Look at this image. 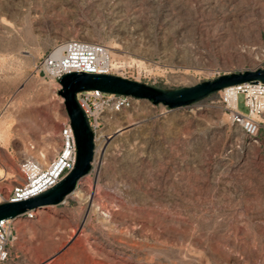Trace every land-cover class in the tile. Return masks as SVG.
<instances>
[{
  "label": "rangeland",
  "instance_id": "374dc122",
  "mask_svg": "<svg viewBox=\"0 0 264 264\" xmlns=\"http://www.w3.org/2000/svg\"><path fill=\"white\" fill-rule=\"evenodd\" d=\"M72 40L107 48L113 75L192 87L264 69V0H0V204L26 161L62 151L69 118L42 64ZM221 95L108 117L90 174L15 220L4 264H264V121L247 135Z\"/></svg>",
  "mask_w": 264,
  "mask_h": 264
},
{
  "label": "built area",
  "instance_id": "2783aa9c",
  "mask_svg": "<svg viewBox=\"0 0 264 264\" xmlns=\"http://www.w3.org/2000/svg\"><path fill=\"white\" fill-rule=\"evenodd\" d=\"M58 47L62 49L61 55L56 57L53 55L55 52L53 51L42 64L55 82L72 72L111 74V56L103 45L72 40ZM220 94H222V103L227 106L237 125L242 126L247 135L256 136L261 122L264 121V84L244 83L227 88ZM241 95L244 96V103L249 110L246 114H242L239 110L238 98ZM78 101L86 113L95 136L102 131L108 117L123 113L125 110L133 108L135 103L140 102L132 97L105 94L101 91L79 94ZM61 138L62 151L48 167L43 168L32 160L24 163L23 173L27 177L24 181L25 184L15 186L8 201L21 202L40 196L43 192L58 185L74 168L76 142L69 121L62 129ZM14 226L15 220L13 219L0 222V264H4L8 260L9 244L16 233Z\"/></svg>",
  "mask_w": 264,
  "mask_h": 264
},
{
  "label": "water",
  "instance_id": "95a60500",
  "mask_svg": "<svg viewBox=\"0 0 264 264\" xmlns=\"http://www.w3.org/2000/svg\"><path fill=\"white\" fill-rule=\"evenodd\" d=\"M58 83L61 87L59 94L64 100V107L76 142L75 166L58 185L43 192L42 195L21 202L8 201L0 204V222L8 219L16 220L29 210L59 205L68 196L74 194L78 182L86 178L92 171L95 159V134L85 111L79 104V94L101 91L105 94L147 101L155 107L161 105L170 110H175L191 107L193 104L209 99L210 96L223 92L230 87L244 83L264 84V69L259 68L257 71L229 74L192 87L175 90L156 88L143 82L139 83L113 74L72 72L61 77Z\"/></svg>",
  "mask_w": 264,
  "mask_h": 264
},
{
  "label": "bare ground",
  "instance_id": "6f19581e",
  "mask_svg": "<svg viewBox=\"0 0 264 264\" xmlns=\"http://www.w3.org/2000/svg\"><path fill=\"white\" fill-rule=\"evenodd\" d=\"M92 1V0H91ZM115 18V17H114ZM134 19V18H133ZM166 20V19H165ZM111 21V20H110ZM163 21V20H162ZM166 22V21H165ZM113 23V22H112ZM122 23V22H121ZM167 23V22H166ZM122 25V24H121ZM119 26V25H118ZM128 26V25H127ZM119 29V28H118ZM142 30V29H141ZM117 31V30H116ZM136 31V30H135ZM126 32V31H125ZM122 35V34H121ZM62 49L61 47H58L55 52L53 53L54 56L59 57L61 55ZM112 62V61H111ZM1 176V175H0ZM13 177V176H12ZM13 179V178H12ZM28 190H31V188H28ZM43 211V210H42ZM41 210L39 212H42Z\"/></svg>",
  "mask_w": 264,
  "mask_h": 264
}]
</instances>
